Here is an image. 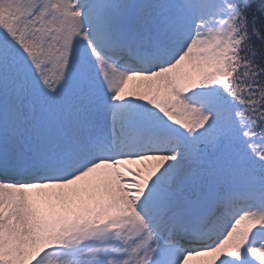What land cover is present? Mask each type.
Returning a JSON list of instances; mask_svg holds the SVG:
<instances>
[{"label":"snow or ice","instance_id":"1","mask_svg":"<svg viewBox=\"0 0 264 264\" xmlns=\"http://www.w3.org/2000/svg\"><path fill=\"white\" fill-rule=\"evenodd\" d=\"M0 264H264V2L0 0Z\"/></svg>","mask_w":264,"mask_h":264},{"label":"trees","instance_id":"2","mask_svg":"<svg viewBox=\"0 0 264 264\" xmlns=\"http://www.w3.org/2000/svg\"><path fill=\"white\" fill-rule=\"evenodd\" d=\"M257 2H258V3H260V2H264V0H257Z\"/></svg>","mask_w":264,"mask_h":264}]
</instances>
